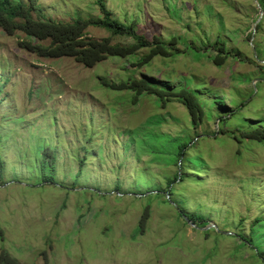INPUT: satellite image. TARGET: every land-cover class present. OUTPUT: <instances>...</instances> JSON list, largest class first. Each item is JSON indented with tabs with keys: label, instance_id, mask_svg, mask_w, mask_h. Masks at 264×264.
I'll list each match as a JSON object with an SVG mask.
<instances>
[{
	"label": "rangeland",
	"instance_id": "obj_1",
	"mask_svg": "<svg viewBox=\"0 0 264 264\" xmlns=\"http://www.w3.org/2000/svg\"><path fill=\"white\" fill-rule=\"evenodd\" d=\"M95 1L38 4L46 18L70 23L99 18ZM105 4L122 25L181 54L135 67L143 49L84 68L37 58L19 46L24 35L0 30V252L17 264H264V142L238 144L230 135L264 128L258 1ZM87 37L110 35L89 28ZM216 41L228 53L221 67ZM131 78L196 90L209 116L194 129L178 101L161 107L143 95L132 103L131 93L109 87ZM191 214L203 223L190 226ZM207 226L216 230H201Z\"/></svg>",
	"mask_w": 264,
	"mask_h": 264
},
{
	"label": "trees",
	"instance_id": "obj_2",
	"mask_svg": "<svg viewBox=\"0 0 264 264\" xmlns=\"http://www.w3.org/2000/svg\"><path fill=\"white\" fill-rule=\"evenodd\" d=\"M257 1L264 12V0ZM95 3L100 11L99 18L87 20L78 18L70 23H64L46 18L38 4V0H0V30L10 37L16 34L24 35L28 41L20 42L19 46L37 58H71L84 68H93L95 65L106 61L109 57L122 59L133 57L143 49H148V53L137 60L134 64L135 67L141 68L149 64L155 57L166 59L181 54L174 49L171 42L164 43L160 37L156 36L151 40H147L143 35L134 31V24L130 26L122 25L106 9L105 0H96ZM258 27H260V24L257 25ZM89 28L103 29L109 33L110 37L103 40L89 38L87 37V29ZM115 37L131 39L133 43L127 46L113 44L112 38ZM213 47L218 51L213 63L221 67L227 60L228 53L224 50V45L218 41L215 42ZM151 83L150 79L131 78L118 85L113 84L109 87L113 90L131 93L132 103H136L143 95L155 97L161 107H165L171 101H178L186 109L190 118V125L194 129L203 123L206 116H209L205 113V104L200 100L199 93L196 90L186 88L169 90ZM211 104H215V101L212 100ZM230 135L232 140L238 144H242L243 141L264 142L263 127L246 129L236 127L230 131ZM186 147V143L176 145L178 157H182L183 150ZM194 147L192 146V148ZM46 164V167L50 168V166L54 165V161H47ZM2 170L3 163L0 161V175ZM46 178L50 179L51 176ZM176 180L177 176L172 181H168L167 184L170 185ZM148 217L145 210L137 225L141 234L146 228ZM186 217L194 225L203 223V218L199 215L191 214ZM259 221L260 219L256 220V223ZM245 242L248 243V240ZM0 264H17V261L5 250H1Z\"/></svg>",
	"mask_w": 264,
	"mask_h": 264
},
{
	"label": "water",
	"instance_id": "obj_3",
	"mask_svg": "<svg viewBox=\"0 0 264 264\" xmlns=\"http://www.w3.org/2000/svg\"><path fill=\"white\" fill-rule=\"evenodd\" d=\"M187 223H188L190 226H192L193 228H195V226H194L190 221L187 220ZM209 228H213V229L216 230V228L213 227V226H207L206 228H203V229H201V230H207V229H209Z\"/></svg>",
	"mask_w": 264,
	"mask_h": 264
}]
</instances>
